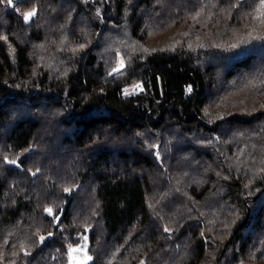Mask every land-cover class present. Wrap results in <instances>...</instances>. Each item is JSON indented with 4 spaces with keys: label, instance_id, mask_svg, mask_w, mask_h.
Listing matches in <instances>:
<instances>
[{
    "label": "trees",
    "instance_id": "1",
    "mask_svg": "<svg viewBox=\"0 0 264 264\" xmlns=\"http://www.w3.org/2000/svg\"><path fill=\"white\" fill-rule=\"evenodd\" d=\"M83 230L89 264H264V0L0 3V264Z\"/></svg>",
    "mask_w": 264,
    "mask_h": 264
},
{
    "label": "flooded vegetation",
    "instance_id": "2",
    "mask_svg": "<svg viewBox=\"0 0 264 264\" xmlns=\"http://www.w3.org/2000/svg\"><path fill=\"white\" fill-rule=\"evenodd\" d=\"M50 215V214H49ZM57 215H50L53 219L55 218V216ZM86 230H83L82 234H80V238L78 241V246L75 248V252L77 254L72 255L71 259H72V264H84L86 262V251L84 249V246L86 245L87 239H88V235L85 234ZM8 264H11V262H8Z\"/></svg>",
    "mask_w": 264,
    "mask_h": 264
},
{
    "label": "water",
    "instance_id": "3",
    "mask_svg": "<svg viewBox=\"0 0 264 264\" xmlns=\"http://www.w3.org/2000/svg\"><path fill=\"white\" fill-rule=\"evenodd\" d=\"M27 13H28V12H27ZM30 20H31V17H30V19H29L28 21H26V22H29ZM11 161H15V163L13 164V163H11ZM11 161H7V162H8L9 164H11V165H17V166H19V164L17 163V160H11ZM65 210H66V204L63 205V207L61 208V210L57 213V215H56L55 218H54V223H55L56 225H58V224L60 223V221L62 220V217H63V215H64ZM46 212H47V211H46ZM48 214H50L51 216L54 215L53 212H51V213L48 212ZM57 218H58V219H57ZM76 246H78V245H76ZM84 249H85V251H86V256L91 257V256H89V254H88V250H89V242L86 243V245L84 246ZM74 253H75V252H74V247H73V246H70V247L68 248V264H72V259H71V257H72V255H73ZM91 261H92V257H91V259L86 260V263L89 264V263H91ZM139 264H140V263H139Z\"/></svg>",
    "mask_w": 264,
    "mask_h": 264
},
{
    "label": "snow or ice",
    "instance_id": "4",
    "mask_svg": "<svg viewBox=\"0 0 264 264\" xmlns=\"http://www.w3.org/2000/svg\"><path fill=\"white\" fill-rule=\"evenodd\" d=\"M4 2V0H0V3H3ZM15 2V0H7V3L9 4V5H12L13 3ZM33 15H35V9H33L31 12H28V13H26L24 16H23V19L25 20V21H28L29 19H30V17H32ZM124 62H123V60H121L120 62H119V67L118 68H114L113 69V72H116V71H119L120 69H123L124 68ZM189 91H190V89H189ZM11 163H15V161H11ZM65 191H67V189L65 190ZM46 211L47 212H49V213H51L52 212V209H46ZM58 219V218H57ZM167 230V229H166ZM49 235H51V234H49ZM41 239H43V237H41ZM88 259H91V257H88Z\"/></svg>",
    "mask_w": 264,
    "mask_h": 264
},
{
    "label": "rangeland",
    "instance_id": "5",
    "mask_svg": "<svg viewBox=\"0 0 264 264\" xmlns=\"http://www.w3.org/2000/svg\"><path fill=\"white\" fill-rule=\"evenodd\" d=\"M28 12H31V11H28ZM27 13V12H26ZM25 13V14H26ZM34 17V15L31 17V19ZM31 21V20H30ZM123 60L121 57L119 58V62ZM119 62L117 64V66L115 68H118L119 67ZM142 88V85H141V82H136L134 83L133 85H131L128 89H126V91L128 92H138L139 90H141ZM216 137V136H215Z\"/></svg>",
    "mask_w": 264,
    "mask_h": 264
}]
</instances>
